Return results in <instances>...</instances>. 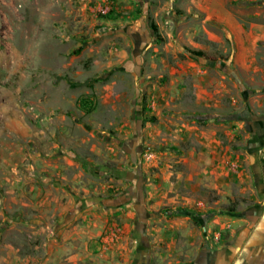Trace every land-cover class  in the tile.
Instances as JSON below:
<instances>
[{"label": "rangeland", "instance_id": "374dc122", "mask_svg": "<svg viewBox=\"0 0 264 264\" xmlns=\"http://www.w3.org/2000/svg\"><path fill=\"white\" fill-rule=\"evenodd\" d=\"M263 126L264 0H0V264H264Z\"/></svg>", "mask_w": 264, "mask_h": 264}, {"label": "trees", "instance_id": "16d2710c", "mask_svg": "<svg viewBox=\"0 0 264 264\" xmlns=\"http://www.w3.org/2000/svg\"><path fill=\"white\" fill-rule=\"evenodd\" d=\"M110 16V18L112 17V13L109 15ZM154 30H155V28H153Z\"/></svg>", "mask_w": 264, "mask_h": 264}, {"label": "crops", "instance_id": "0c3cea01", "mask_svg": "<svg viewBox=\"0 0 264 264\" xmlns=\"http://www.w3.org/2000/svg\"><path fill=\"white\" fill-rule=\"evenodd\" d=\"M263 129H264V126H263ZM262 232V231H261Z\"/></svg>", "mask_w": 264, "mask_h": 264}]
</instances>
